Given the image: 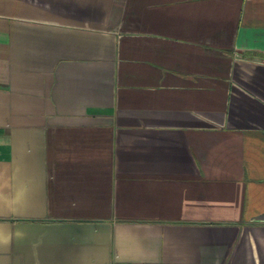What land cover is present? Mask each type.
<instances>
[{
	"label": "crops",
	"instance_id": "crops-1",
	"mask_svg": "<svg viewBox=\"0 0 264 264\" xmlns=\"http://www.w3.org/2000/svg\"><path fill=\"white\" fill-rule=\"evenodd\" d=\"M0 264H264V0H0Z\"/></svg>",
	"mask_w": 264,
	"mask_h": 264
}]
</instances>
